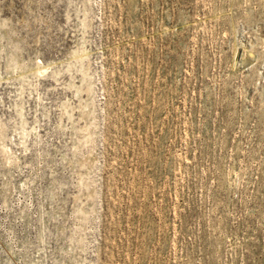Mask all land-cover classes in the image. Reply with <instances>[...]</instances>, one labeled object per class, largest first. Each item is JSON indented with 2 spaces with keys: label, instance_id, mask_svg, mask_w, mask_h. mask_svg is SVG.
<instances>
[{
  "label": "rangeland",
  "instance_id": "1",
  "mask_svg": "<svg viewBox=\"0 0 264 264\" xmlns=\"http://www.w3.org/2000/svg\"><path fill=\"white\" fill-rule=\"evenodd\" d=\"M0 264H264V0H0Z\"/></svg>",
  "mask_w": 264,
  "mask_h": 264
},
{
  "label": "bare ground",
  "instance_id": "2",
  "mask_svg": "<svg viewBox=\"0 0 264 264\" xmlns=\"http://www.w3.org/2000/svg\"><path fill=\"white\" fill-rule=\"evenodd\" d=\"M40 71V70H39Z\"/></svg>",
  "mask_w": 264,
  "mask_h": 264
}]
</instances>
